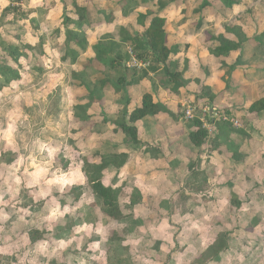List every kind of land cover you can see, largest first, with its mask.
Here are the masks:
<instances>
[{
	"label": "rangeland",
	"instance_id": "1",
	"mask_svg": "<svg viewBox=\"0 0 264 264\" xmlns=\"http://www.w3.org/2000/svg\"><path fill=\"white\" fill-rule=\"evenodd\" d=\"M52 2L49 0L47 5L45 2L38 5L51 7ZM201 5L202 1L198 0L192 3L194 9ZM215 5L218 11L230 9L225 0H217ZM251 5L254 6L252 15L259 16L264 5L253 2ZM187 12L185 9L183 14ZM219 15L217 12L216 17ZM11 17L13 19L7 26L8 42H13L11 39L16 35L24 36L14 24L20 16ZM57 21L56 27H59L61 23ZM220 23H198L201 31V39H198L209 42L210 34L224 33L226 25ZM195 28L189 27V31L192 33ZM256 28L253 25L250 28V32L255 30L256 38L247 39L245 43L261 38L262 35L257 34L263 32V27ZM32 33L37 40L35 47L40 43L41 34L45 44L50 41L48 48H43L48 53L45 51V56L39 55L42 59L38 64L46 68V73L33 72L31 68H35L38 61L30 55V61H21L28 69L22 83L13 82L0 92V264H264V127L248 128L254 141L249 148L256 150L245 165L239 164L238 168L234 166L238 163L234 159L233 164L221 157L219 160L223 165L211 164L208 158L210 148L209 151H203L204 147L195 148L189 142V131L178 134L180 130H176L175 134L179 136L175 143L181 146L178 152L186 154L184 159L180 157L185 160L186 168L178 169L175 174L179 186L174 195L169 192L163 198L149 197L144 204L149 212L138 208L139 213L124 211L121 222L107 219L98 213L101 204L95 196L92 197L89 186L83 185L79 202H75L79 192L75 187L81 186L82 179L86 178L84 162L93 163L98 154L108 155L124 148L125 137L120 133L116 137L112 135L111 140L101 141L104 132L110 130L101 121L103 115L108 116L103 112V106V109L95 106L98 109L90 122L71 119L74 107L70 106L71 97L76 99L82 94L70 81L71 65H63L58 60L60 43L56 29ZM108 38L109 35L107 39H101L94 50L101 42L110 41ZM261 40L260 44L251 42L255 50L246 51L249 55L245 57L251 61L260 49L256 64L264 67V39ZM92 49L89 45L87 55L92 54ZM90 74L93 80L101 76L94 71ZM197 90L200 93L198 98L184 96V106L199 107L196 116L202 119L204 128L211 130L212 135L216 131L210 129L211 122L217 121L218 129H223L221 134L225 133L226 127L230 137L233 133L231 126L237 129L240 125L234 127L231 123L227 126L225 121L230 120L220 113L221 110H211L213 106L223 108L221 101L212 105L207 97H202L201 88ZM216 97L221 98L222 94ZM202 98L204 100H200ZM101 109L102 115L99 113ZM256 117L258 115L253 114V118ZM182 123L186 130H194L193 122L183 120ZM234 137L240 136L236 134ZM9 153L16 155L12 163L8 155L2 157ZM188 156L196 168L193 172L188 170ZM247 166H251V170ZM192 173L199 180L194 182ZM203 178H207L206 191L190 192L195 184L204 186ZM131 182L133 180H126L120 190L117 189L123 205L133 192ZM179 191L190 196L185 208L176 197ZM233 195L241 204L238 209L232 205ZM210 198L216 204L207 203ZM67 216L77 222L75 233L55 239L57 227H70ZM34 231L42 234V239L33 242L30 234ZM224 233H228V249L215 261L202 260L206 249Z\"/></svg>",
	"mask_w": 264,
	"mask_h": 264
},
{
	"label": "crops",
	"instance_id": "2",
	"mask_svg": "<svg viewBox=\"0 0 264 264\" xmlns=\"http://www.w3.org/2000/svg\"><path fill=\"white\" fill-rule=\"evenodd\" d=\"M47 1L49 2V0H21L20 3H16L13 2V0H0V16L11 4L20 6L19 8H21L22 12H24L28 18L19 20L17 23L18 25H15V29L24 32V36H22L24 43H29V45L35 46L37 40L32 32L37 31L38 34H41L42 32L56 29V31L60 30L61 32L60 35L56 34L60 43L58 46L59 48L65 42L66 29L62 26L64 12H66L72 20H78V16L73 6L75 0H52L53 4L51 7L45 8L46 11L44 12V6L38 4L41 2L44 4V2ZM152 1L157 4L161 0ZM162 1L166 3L168 2V0ZM194 1L196 0H187L186 3H183L182 1L178 2L160 14V17L164 18L167 22V32L169 34L168 46L179 48L177 54L170 56V67L171 69L174 68L179 72H182L185 63L188 62L189 71L185 75L186 79L201 80L211 89L214 95L219 93L222 94L221 98L216 97L214 104L217 100H220L221 104L224 105L223 108H219L221 106H213L211 107V110L213 109L217 112L221 110L220 113L230 120V122L225 121L228 125L233 123L234 127L240 125V128H234V131H232L233 133L231 132L232 135L229 137V133L221 134L222 132L218 129L219 124L217 121L211 122L210 129L213 128L216 132L212 135L210 132L211 130H208L209 137L206 144L203 146V151H209L210 148L211 156H208V158L211 160L210 163L215 166H218L219 164L223 165L222 161L219 160V157L233 163V153L241 154L240 162H238L237 165L233 163L235 168H238L239 164L244 166L249 156L256 150L249 148V144H253L254 141L248 130L251 128L264 127V113L254 119L253 114L249 112V107L254 102L264 98V67L259 66L258 63L256 64V60H259L260 58V49L258 54L255 52L251 57V61L245 56L248 54L246 51L251 52L255 50L251 43L254 41L244 43L242 50L232 53L228 57H214L211 55L210 50L215 49L218 44L214 42H203L200 40L201 31L198 28V23L201 21H205L206 23L218 21L221 22L220 25L225 23L228 27H240L245 33L247 39L252 40L253 38H256V35L254 34L255 30L250 32L252 25L255 28L256 26L257 28L262 26L263 32L257 35H264V0H243L239 5L228 9L227 12L218 11L217 6L214 4V9H217L216 11L220 13L219 17H216L212 12L213 8L207 9L204 14H196L195 11L197 9H194L192 6ZM198 1L203 2V0ZM210 1L212 2L213 0ZM95 2L99 5L98 7L105 10L106 13L113 12L114 21L111 24H101L92 28L86 27L85 30L88 36L90 49L93 48L91 51L92 54L87 55L89 48L85 53H82L77 64L73 66L71 65V69L74 72H81L86 62L96 56L94 46L101 39L106 38L109 35L110 40L121 43V40L123 39L122 31L133 37L136 33L143 34L150 26L151 20H147L145 26H140L137 21L139 14H147L148 7L145 5H141L131 15L126 17L123 15V11L118 5L121 0H95ZM252 2L253 4H261L263 6L262 12L259 13V16L252 15L254 14V6L251 5ZM77 3L80 6H91V10L94 14L95 9L92 3L88 4L85 0H77ZM157 8V6H153L155 12L157 11ZM183 9H188L186 15L183 14ZM175 14L176 16L173 17L172 15ZM191 15L193 19H191ZM11 16L5 20L4 24L0 25V34L7 42V39L9 38L7 34L9 28L7 26L10 25L9 21L13 19ZM57 20L61 23L59 27H56L58 23ZM195 25H197L196 28ZM189 27L191 29L195 28V31L191 33ZM41 36L40 42L42 41L44 48H48L47 46L50 45V41L45 44L43 40H41ZM27 39L29 41H27ZM11 40L13 42L9 43H16L14 39ZM255 42L260 44L259 41L255 40ZM127 49L130 50V47L127 46ZM45 51L48 53L47 49H45ZM58 58L59 62H61L60 55ZM224 64L227 66H234L236 64L237 66V69L231 74L230 78H228V75L226 74V69L223 67ZM151 65L154 67L156 66L150 61H138L134 56L133 61L127 64L128 68H137L139 72L142 70L148 71ZM148 74L149 77L143 79L138 85L128 87L127 92L117 93L113 87L110 85L107 86L103 93L104 111L102 109L101 111L99 110L101 115L102 111L104 113L106 112L105 115L108 113V116L106 117L109 119L119 115L126 107L129 114H131L135 109L142 106V99L145 94H152L155 103L163 104L178 117V121H174L170 117L165 116H161L160 118L146 117L142 121L136 123L140 145L132 144L131 140L120 130H116V127L111 123L105 124L106 127L108 125V129L114 131L112 132L113 134L110 130H108L109 132H104L100 137V139H102L101 141H105L106 139L111 140L112 135H115V137L120 133L124 135L125 138L123 144L125 147L118 148V151L111 153V155H128V161L119 169L115 167L107 169L104 173V185L117 190L123 186L122 183L124 181L133 180V183L131 182L132 188H125L130 190L136 188L143 196V203L134 208V213H139L138 208H142L141 211H145V203L149 197L163 198L164 195L169 192L174 195L176 187L179 186L175 174L178 169L181 170L186 168L185 160L183 161L180 159V157L184 159L183 155L185 156L186 154L178 152V149L181 146L179 143H175L176 138L179 136L176 135L175 132L176 130H180L178 131L179 134L180 132L187 131L184 125L186 122H184V124L182 123L183 120L185 121V118L182 115H184L187 110V106H184V96H191V98H193V94L198 91V86L195 82H192L187 87L182 88L178 93H172L170 88H165L163 84V81L166 80V76L161 68L158 69L157 72L148 71ZM154 83L156 89L153 87ZM78 90V93H81L82 96L79 98L77 97L76 99L71 97L70 106H76L80 103L81 98L86 96L85 90L81 88H78ZM82 103L86 104L87 102L83 101ZM182 104L183 106H181ZM95 106H100V104L95 103L92 105L89 110L90 116L95 115L98 109ZM72 110L73 107L71 109V112L73 113ZM72 113L71 119L73 120ZM104 117L105 116L103 115V119ZM101 121L103 120L101 119ZM241 130H243L246 136H242L243 133ZM236 134L240 137H234ZM174 145L176 148H174ZM96 156L97 159L93 160V163L98 164L99 161L101 162V160L107 155L101 153ZM188 157V163H190L191 157ZM218 161L220 162L218 163ZM247 168L251 170V166H247ZM82 181L83 184L80 185H84L86 178L82 179ZM91 195H93L92 192ZM92 197H94V195ZM207 203L216 204L211 198ZM127 204H129V199ZM146 210L149 212L148 209Z\"/></svg>",
	"mask_w": 264,
	"mask_h": 264
},
{
	"label": "trees",
	"instance_id": "3",
	"mask_svg": "<svg viewBox=\"0 0 264 264\" xmlns=\"http://www.w3.org/2000/svg\"><path fill=\"white\" fill-rule=\"evenodd\" d=\"M181 1L186 3L187 0H168L167 3L161 0L157 4L152 0H140V2L139 0H121V2L118 3L123 11V15L126 17L131 15L141 5L147 6V14H139L137 21L140 26H145L146 21L151 20L150 26L143 34L136 33L133 37L122 31L123 39L121 40V43L115 42L114 40H110L106 43L101 42L95 47L96 56L86 62L83 70L81 72H71L70 81L76 88H81L85 90L86 93V96L81 98L80 103L73 107L72 111L74 119L79 122H90L93 118L90 116L89 110L95 103L100 104L101 107L103 106V93L107 86L110 85L113 87L117 93L127 92L128 87L138 85L143 79L148 78V71L157 72L160 68L166 76V80L163 81V84L165 87L170 88L172 93H178L182 88L195 82L196 85L201 88L200 91L202 97H207L209 103L212 105L214 104L216 95L212 93L211 89L206 86L204 82L197 79L188 80L185 78L186 73L189 71L188 62L185 63L182 72H179L174 68L171 69L170 67V56L177 54L179 48L168 46L169 34L167 32V22L164 18L160 17V14L172 5ZM215 1L217 2V0H213L212 2L210 0H203L202 5L195 11V13L204 14L207 9L213 8L212 12L217 15V11L214 9ZM225 1L227 7L232 8L239 5L243 0ZM13 2L20 3L21 0H13ZM85 2H88V4L92 3L95 9L94 14L91 10V6H80L77 3V0L73 2V6L78 16V20H72L67 13L64 12L62 26L66 29L65 42L58 48V53L63 65H76L80 55L88 50L89 42L85 30L86 27L92 28L101 24H111L114 21L113 12L106 13L105 10L98 7L99 5H97L95 0H85ZM153 6L158 7L156 12L153 10ZM19 7L20 6H15L13 4L7 7L0 16V25L4 24L5 20L11 15L15 16L18 14V16H20V19L17 17V21L14 22L16 26L21 18L27 19V15L22 12ZM45 8H48V6L43 7L44 12L46 11ZM60 33V30L56 31L57 35H60ZM260 37L264 39V35ZM261 38H257L256 41L261 43L263 41ZM104 39H107V37ZM14 40L17 44L7 42L0 34V48L2 49V52L0 53V92L9 87L13 82L22 83L21 81L24 79V74L27 73L28 69L21 61L23 59L30 61V55L34 61H38L35 68H31L33 72L44 74L47 71L43 65L38 64L41 63L40 59L42 58L40 56H45V50H43L44 45L42 42L35 47L25 44L20 35H16ZM207 41L218 44L215 49L210 50V53L214 57L220 58L228 57L232 53L242 50L244 43L247 41V37L242 28L226 26L224 33L218 35L210 34ZM127 46L130 47V50L127 49ZM38 50L40 53H37ZM133 56L138 61H150L156 66L154 67L151 65L148 71L142 70L141 72H139L137 68H128L127 64L133 61ZM100 67L102 68L99 69ZM223 67L226 69L228 78H230L231 74L237 69L236 64L234 66H227L224 64ZM90 71H94L101 76L93 80ZM153 87L155 88V84ZM198 93L199 92H195L193 97L198 98L200 94ZM200 100H204V98ZM83 101H86L87 103L83 104ZM249 112L257 114L258 116L263 114L264 98L254 102L249 107ZM161 116L170 117L174 121H178V117L163 104L154 102L152 94H145L140 108L135 109L129 114L126 107L114 118L109 119L104 117L103 123H111L116 127V130H120L125 134L131 140L132 144L140 145L136 123L142 121L146 117L160 118ZM191 122H193L192 126L194 130H187L189 131L188 139L191 145L200 149L206 144L209 132L204 128V124L199 118H195ZM226 125L230 126L228 124ZM219 130L220 132H223L222 128ZM232 131H234V129ZM241 131L243 133L242 136H244L245 133L243 130ZM227 132L228 130L225 127V133ZM7 155L12 159L9 160L10 163L16 159V155L12 153L3 154L2 157H6ZM240 155L241 154L233 153L232 157L235 161L239 162L242 156ZM127 161L128 155L123 154L113 156L108 154L98 164L91 163L88 160L84 162L83 173L86 177V183L84 185L87 184L89 186L98 203L100 202L101 206L98 208V213L100 212L105 218L115 222H121L124 220V211L134 214V208L143 203V196L136 188L133 189L129 198V204L123 205L120 199V191L104 185L105 171L110 167L119 169L123 167ZM194 169H196L194 164L190 162L188 170L193 172ZM192 174L195 176V173ZM197 180L199 179L196 175L194 182ZM203 181L204 186L195 184L196 187H191L190 192L194 190V193L196 194L206 191L207 178H203ZM83 187V185L75 187L79 190L75 197V202H79L83 196ZM181 192H177L176 197H179L180 204L185 208L187 202L190 200V196H188L186 192ZM238 200L237 196H232V205L234 204L237 209L241 205ZM67 221L71 223L70 227H57V234L54 236L55 239H61L75 233L74 230L77 226L76 220L67 216ZM227 236L228 233L220 234L206 249L201 259H205V261H215L218 259L220 255L228 249ZM30 237H32L33 242H36L39 239H42L43 235L34 231L31 232ZM203 263L205 262L203 261Z\"/></svg>",
	"mask_w": 264,
	"mask_h": 264
},
{
	"label": "built area",
	"instance_id": "4",
	"mask_svg": "<svg viewBox=\"0 0 264 264\" xmlns=\"http://www.w3.org/2000/svg\"><path fill=\"white\" fill-rule=\"evenodd\" d=\"M199 111V107L198 106H187V110L185 111V120L186 121H192L195 118H199L196 116L197 113ZM204 112H206V110H204ZM200 121H202V119H200ZM203 122V121H202Z\"/></svg>",
	"mask_w": 264,
	"mask_h": 264
}]
</instances>
